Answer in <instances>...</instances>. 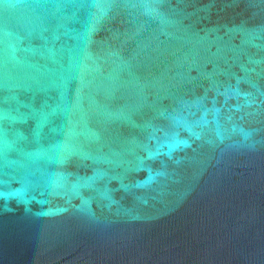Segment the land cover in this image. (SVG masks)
<instances>
[{
  "label": "water",
  "instance_id": "obj_1",
  "mask_svg": "<svg viewBox=\"0 0 264 264\" xmlns=\"http://www.w3.org/2000/svg\"><path fill=\"white\" fill-rule=\"evenodd\" d=\"M0 264H264V0H0Z\"/></svg>",
  "mask_w": 264,
  "mask_h": 264
}]
</instances>
